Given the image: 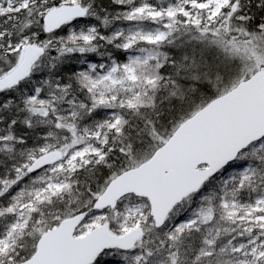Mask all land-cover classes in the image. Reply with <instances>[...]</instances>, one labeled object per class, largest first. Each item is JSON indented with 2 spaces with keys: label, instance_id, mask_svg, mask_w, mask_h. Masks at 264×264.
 Segmentation results:
<instances>
[{
  "label": "snow or ice",
  "instance_id": "obj_1",
  "mask_svg": "<svg viewBox=\"0 0 264 264\" xmlns=\"http://www.w3.org/2000/svg\"><path fill=\"white\" fill-rule=\"evenodd\" d=\"M0 264H264V0H0Z\"/></svg>",
  "mask_w": 264,
  "mask_h": 264
}]
</instances>
